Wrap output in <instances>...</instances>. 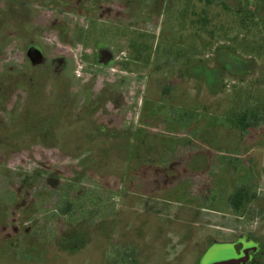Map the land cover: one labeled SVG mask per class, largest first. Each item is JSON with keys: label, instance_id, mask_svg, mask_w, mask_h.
<instances>
[{"label": "rangeland", "instance_id": "obj_1", "mask_svg": "<svg viewBox=\"0 0 264 264\" xmlns=\"http://www.w3.org/2000/svg\"><path fill=\"white\" fill-rule=\"evenodd\" d=\"M182 1L0 0V264H264V119H220L264 106V0H211L255 27L184 65Z\"/></svg>", "mask_w": 264, "mask_h": 264}, {"label": "trees", "instance_id": "obj_2", "mask_svg": "<svg viewBox=\"0 0 264 264\" xmlns=\"http://www.w3.org/2000/svg\"><path fill=\"white\" fill-rule=\"evenodd\" d=\"M210 4L211 0H183L178 4H170L169 15L177 22L181 32H187V35L190 36L188 43H176V45H171L166 49L165 53L172 54V58L179 61L180 64L184 65L191 61L193 55H201L209 50L217 52L227 47L223 46L225 43L229 45L235 43L239 36L238 33L233 36L228 35L231 27L238 31L239 29L250 31L255 27L256 15L254 11L250 10L248 3L242 4L241 10L234 11L222 2L223 8L229 10L233 16L228 24L230 28L221 23L213 24ZM168 90V87L165 86V93ZM245 92L248 93L249 97L253 94L248 89ZM240 95L234 93V97L232 100L230 99V103H228L229 105L220 119L221 122L232 125L240 132H247L262 123L264 106L261 107V102H254L250 98L249 100L247 98L245 103ZM248 193L249 187L244 183L234 188L229 202L236 212H239L241 207L244 208L247 203L254 199L255 193L252 195Z\"/></svg>", "mask_w": 264, "mask_h": 264}, {"label": "flooded vegetation", "instance_id": "obj_3", "mask_svg": "<svg viewBox=\"0 0 264 264\" xmlns=\"http://www.w3.org/2000/svg\"><path fill=\"white\" fill-rule=\"evenodd\" d=\"M232 247V249H234V255L238 258V257H242V259L244 260V262L242 263V264H247V263H252L253 262V264H257V262H255L256 260H254V261H251L250 259H252L251 258V251H254V252H256L257 250H256V248H255V246L253 247L252 245H249L248 244V242H246V241H243L242 242V245H241V248H240V250L239 251H237L236 249H235V246L234 245H232L231 246ZM244 256H245V258H244ZM231 258V257H230Z\"/></svg>", "mask_w": 264, "mask_h": 264}, {"label": "water", "instance_id": "obj_4", "mask_svg": "<svg viewBox=\"0 0 264 264\" xmlns=\"http://www.w3.org/2000/svg\"><path fill=\"white\" fill-rule=\"evenodd\" d=\"M230 264H238L236 261H230Z\"/></svg>", "mask_w": 264, "mask_h": 264}]
</instances>
